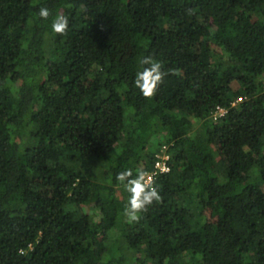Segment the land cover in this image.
Segmentation results:
<instances>
[{
	"label": "trees",
	"instance_id": "obj_1",
	"mask_svg": "<svg viewBox=\"0 0 264 264\" xmlns=\"http://www.w3.org/2000/svg\"><path fill=\"white\" fill-rule=\"evenodd\" d=\"M0 264H264V0H0Z\"/></svg>",
	"mask_w": 264,
	"mask_h": 264
},
{
	"label": "clouds",
	"instance_id": "obj_2",
	"mask_svg": "<svg viewBox=\"0 0 264 264\" xmlns=\"http://www.w3.org/2000/svg\"><path fill=\"white\" fill-rule=\"evenodd\" d=\"M50 15L51 12L47 7H41L38 10V16L42 20H47ZM68 24V17L58 13L52 20L51 29L54 33L63 35L68 30ZM140 64L143 67L136 72L133 84L145 98H151L164 82V78L174 73L164 70L163 64L152 56L143 57ZM149 175L144 170H137L136 175L133 176L132 169L123 170L116 175V180L123 184L124 189L129 193V199L124 208V215L129 222L138 221L140 213L147 211L148 206L154 201L161 200L159 191L155 187V181L150 180Z\"/></svg>",
	"mask_w": 264,
	"mask_h": 264
},
{
	"label": "built area",
	"instance_id": "obj_3",
	"mask_svg": "<svg viewBox=\"0 0 264 264\" xmlns=\"http://www.w3.org/2000/svg\"><path fill=\"white\" fill-rule=\"evenodd\" d=\"M241 99H237L234 103H232V106L239 102ZM227 111L222 108V107H217L216 110L213 112L212 116L214 119H218L220 117H222ZM167 146L163 145L161 147V150L159 151V153H157V155H155L156 158V162L154 163V168L153 171L148 172L149 175V179L150 180H156L158 175H164V174H168L169 173V166H168V162L170 161V155L167 152Z\"/></svg>",
	"mask_w": 264,
	"mask_h": 264
},
{
	"label": "rangeland",
	"instance_id": "obj_4",
	"mask_svg": "<svg viewBox=\"0 0 264 264\" xmlns=\"http://www.w3.org/2000/svg\"><path fill=\"white\" fill-rule=\"evenodd\" d=\"M130 254V253H129ZM129 254H127L129 256ZM131 256V255H130Z\"/></svg>",
	"mask_w": 264,
	"mask_h": 264
}]
</instances>
